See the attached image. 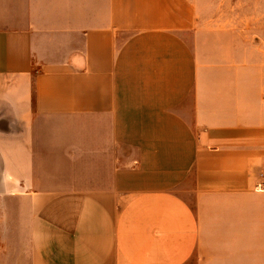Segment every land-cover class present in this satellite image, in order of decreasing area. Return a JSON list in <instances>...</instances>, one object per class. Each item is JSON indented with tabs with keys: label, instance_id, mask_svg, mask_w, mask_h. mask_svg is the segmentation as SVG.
<instances>
[{
	"label": "crops",
	"instance_id": "1",
	"mask_svg": "<svg viewBox=\"0 0 264 264\" xmlns=\"http://www.w3.org/2000/svg\"><path fill=\"white\" fill-rule=\"evenodd\" d=\"M263 170L264 0H0V264H264Z\"/></svg>",
	"mask_w": 264,
	"mask_h": 264
},
{
	"label": "built area",
	"instance_id": "2",
	"mask_svg": "<svg viewBox=\"0 0 264 264\" xmlns=\"http://www.w3.org/2000/svg\"><path fill=\"white\" fill-rule=\"evenodd\" d=\"M259 179L255 184V189L257 191H264V170L259 172Z\"/></svg>",
	"mask_w": 264,
	"mask_h": 264
},
{
	"label": "rangeland",
	"instance_id": "3",
	"mask_svg": "<svg viewBox=\"0 0 264 264\" xmlns=\"http://www.w3.org/2000/svg\"><path fill=\"white\" fill-rule=\"evenodd\" d=\"M261 11H262V9H261ZM255 26H257V25H255ZM255 26H251V29H253Z\"/></svg>",
	"mask_w": 264,
	"mask_h": 264
}]
</instances>
